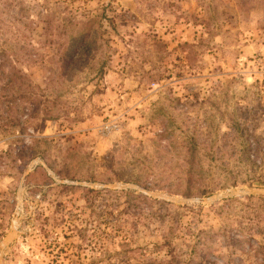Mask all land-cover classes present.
Instances as JSON below:
<instances>
[{"label": "rangeland", "instance_id": "1", "mask_svg": "<svg viewBox=\"0 0 264 264\" xmlns=\"http://www.w3.org/2000/svg\"><path fill=\"white\" fill-rule=\"evenodd\" d=\"M260 2H39L60 7L73 22L95 18L96 27L66 77L48 80L47 69L25 66L35 89L16 101L24 128L0 133V264H149L148 259L168 256L167 247L155 248L171 230L168 250L184 260L198 230L239 233L246 231L249 218H260L264 228V198H257L264 191L250 195L251 200L231 196L212 204L192 201L241 190L252 193L263 186L226 185L192 197L177 191L184 187L192 157L223 185L237 171L239 178L245 176L248 171L238 166L249 157L242 154L244 140L234 152L231 145L219 151L234 122L249 120L250 134L264 141ZM34 4L25 0L31 16L37 11ZM205 17L212 19L206 32L195 25L196 18ZM43 28L37 23L29 36L46 60L54 51ZM84 33L74 39L81 40ZM189 138L197 145L193 154L187 150ZM222 159L229 164L226 169L219 166ZM83 188L99 191L90 205ZM103 190L133 191L158 201L145 205L128 245L117 249L122 250L119 255L113 248L116 239L108 240L106 234L111 232L109 222L125 219L119 214L126 205L122 195ZM93 236L105 242L106 253L93 251L88 243ZM254 238L256 245L264 244V236ZM50 240L61 247L80 246V257L67 256L69 248L57 257ZM227 241L220 236L214 254L197 257L195 263L264 264V253L238 251Z\"/></svg>", "mask_w": 264, "mask_h": 264}, {"label": "trees", "instance_id": "2", "mask_svg": "<svg viewBox=\"0 0 264 264\" xmlns=\"http://www.w3.org/2000/svg\"><path fill=\"white\" fill-rule=\"evenodd\" d=\"M33 8H37L35 16H31L30 7L25 5V0H0V133H7L10 128H16L21 133L24 128V122L22 121L19 105H16V101L21 100L25 93H31L34 91V87L31 84L28 70L25 66L34 65L39 69H47V78L50 80L53 77H66L69 73L70 67L73 61L77 58L79 51L87 43V39L91 36V31L96 26L95 18H86L85 20L72 21L69 20L66 15L62 14L60 7L58 9L48 7L47 5H40V1L49 3L51 0H33ZM59 1V0H57ZM260 5L264 11V0H261ZM195 19V25L202 27L203 31H209L211 18H203L200 20ZM37 23L44 25L43 35L48 40L50 46L53 47V53L46 60L43 56L37 53L36 48L33 46V41L29 34L32 33ZM85 31L81 40H75L74 37L78 32ZM75 33V34H74ZM66 36V39L63 38ZM162 46V44L158 43ZM104 64L99 69V72L103 71ZM29 96V95H28ZM19 116H16L15 115ZM45 120H52V116H45ZM247 119L241 122L236 121L229 128V132L224 134L223 146L219 150L221 153L225 151L227 146L234 152L237 143H243V153L249 155L245 162H239L238 165L242 170L245 171V176L242 178L238 177L240 171H237L231 178H226L229 184H222L213 180L210 176H207L208 171H203L200 164L192 157L187 161V171L184 180V187L180 191L184 197L192 196H204L210 195L214 191L221 189L228 185L235 187L238 184L252 187L253 185H260L264 187V141L262 138H255L253 134H250ZM247 126V127H246ZM165 133L162 131V134ZM162 136V135H161ZM228 142V144H227ZM187 150L191 154L197 150V145L193 142L192 138L187 141ZM260 154L261 158L250 156L252 154ZM254 158V159H252ZM219 166L226 169L229 166L226 162L221 160ZM207 174V175H206ZM61 188H68L70 190L80 189L79 186H59ZM147 188V186H144ZM84 199L86 203L91 204V196L99 193V191L83 188ZM106 193L112 195H122L124 197V204L126 207L119 214L124 216L125 219L119 224H113L109 222V231L107 233L108 240L115 238L114 250L115 254H122V250L117 251L118 248L128 245V242L132 238L134 229L138 225V218H142V211L145 210V205H150L152 202H158L152 200L142 194H135L133 191H108L103 190ZM172 193V192H171ZM262 199L264 197H257ZM246 199L251 200L254 197L250 196ZM164 203V202H162ZM227 204L228 201H225ZM131 205L134 208V212L131 213ZM211 208H213L211 206ZM223 208V206H222ZM216 209V211H221ZM201 210V208H199ZM137 213V215H136ZM136 215V216H135ZM249 225L246 231H239V233H231L229 231H223L220 233L211 231L198 230L194 236L195 242L190 250V254L184 260H182L181 254H175L169 252V245H171L172 230L162 234L163 244L158 249L156 246L155 251L167 247L166 252L168 256L165 259L150 260L149 264H196L195 260L197 257H207L214 254L215 241L222 236H227V244L231 245L238 251H254L257 253H264V244L255 242V236H264V228L260 227L262 220L260 218H249ZM47 235V232L44 231ZM112 241V240H111ZM89 245L92 246L94 252L100 250V253H106L104 249L105 242L98 241L94 236L88 241ZM49 246L57 249V257L60 256L68 248L72 252L67 256H76L77 259L81 253L79 250L80 246L61 247L50 240ZM245 246H247L245 248ZM126 252H128L126 250Z\"/></svg>", "mask_w": 264, "mask_h": 264}, {"label": "water", "instance_id": "3", "mask_svg": "<svg viewBox=\"0 0 264 264\" xmlns=\"http://www.w3.org/2000/svg\"><path fill=\"white\" fill-rule=\"evenodd\" d=\"M264 190H256L252 193L247 192L245 190H241V191H235V192H229L227 194L224 195H215V196H211L208 198H200V199H193L192 201L194 202H198V203H205V204H212L218 200H224L227 197H231V196H250V195H254L256 193H262ZM171 200L172 202H177V203H185L190 201L189 199H182V200H177V199H168Z\"/></svg>", "mask_w": 264, "mask_h": 264}]
</instances>
